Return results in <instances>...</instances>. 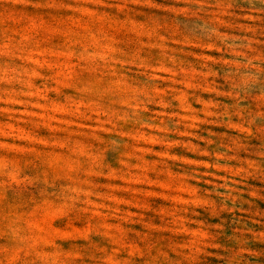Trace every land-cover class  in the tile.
Segmentation results:
<instances>
[{
    "label": "rangeland",
    "instance_id": "374dc122",
    "mask_svg": "<svg viewBox=\"0 0 264 264\" xmlns=\"http://www.w3.org/2000/svg\"><path fill=\"white\" fill-rule=\"evenodd\" d=\"M0 264H264V0H0Z\"/></svg>",
    "mask_w": 264,
    "mask_h": 264
}]
</instances>
